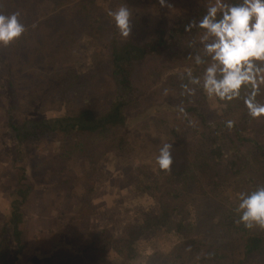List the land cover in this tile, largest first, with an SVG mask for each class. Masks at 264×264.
Here are the masks:
<instances>
[{"label":"rangeland","instance_id":"rangeland-1","mask_svg":"<svg viewBox=\"0 0 264 264\" xmlns=\"http://www.w3.org/2000/svg\"><path fill=\"white\" fill-rule=\"evenodd\" d=\"M23 2H26L27 8L20 11L15 8V13L28 33L33 25H38L37 30L33 31L40 39L47 36L42 35L44 25L42 23L39 28V22L50 15L56 18L46 28L52 29V35L50 46L48 45L44 55L30 61L27 46L25 44L21 46L24 47L21 57L24 62L31 64L27 66L26 71L31 73L22 75L19 72V77L13 81L20 96L17 98L16 116L39 119L64 114V108H60V104H69V107L77 108L80 103V96L75 98L74 102L70 92L65 90L62 94L59 83L60 69L69 68L75 72H82L79 82L85 78V82L91 86L92 82L96 81L102 91L105 84L108 88L110 82L111 62L108 53L113 40L120 43L143 44L152 35V29L159 19L163 18L168 24L174 23L181 15L193 13L200 6L209 7L216 0H165L163 6L160 0H23ZM121 6L128 8L132 14L131 31L127 37L120 34L109 15L110 11H115ZM59 11L62 13L59 14ZM8 12L6 8L5 14ZM32 17L33 24L29 23ZM200 39L201 37L197 42L203 46ZM5 50L6 55L13 52L8 46ZM164 59L153 60L148 72L157 74L164 66ZM180 65L164 70L158 81H155L158 75H152L148 79L145 99L138 108L128 109L125 126L109 139V142L112 140L116 144V140L120 138L119 133H122L125 141L120 149L106 147L93 156L79 152L82 148L80 147L64 158L63 154L58 152L60 149L58 138H47L37 144H23L22 158L18 159V163L16 160L18 144L4 126L6 109L10 106V94L4 87L8 70L0 62V239L3 237L11 250L15 249L11 228L5 227L6 232L1 235L10 211L12 201L10 194L16 188L18 180L24 182L20 175L22 172L28 180L27 183L32 186L23 204V223L18 227V230L21 227L24 248L19 257L20 264H149L146 258L152 256L156 257L154 264L164 262V256L170 251L175 239L158 232L149 237L157 239L153 242L154 248L148 239L150 234L146 235L139 242L140 245L138 244V249H143L140 250L138 257L129 263H125L124 258L117 259V255L112 251L100 261L97 258L86 257L84 262L80 261L77 253L91 239L117 240L123 235L126 225L137 222L143 215H157L158 201L143 192L141 187L157 179V182L164 185L163 179L168 171L160 170L156 163L159 149L164 143L171 144V155L176 165L187 161L179 134L181 135V132L184 134V142L191 140L190 135L181 130L182 115L181 111L176 109L179 106L176 100L178 95L175 96L176 93H171L164 87L167 81L165 79L170 73L178 74L182 71ZM88 69L93 71H88L87 76L83 78L84 72ZM143 75L140 74L142 78ZM32 79L39 81L37 86L41 91L47 88L52 90L43 92L47 99L36 100L34 94L29 93V82ZM43 79L47 81H41ZM42 84L44 86H41ZM258 88V101L264 103V83H258ZM108 90L107 94L103 90L106 96L110 93ZM207 100L210 107L220 113V105L215 101V97L208 96ZM253 121L252 125H244L242 128H256L264 122V116ZM173 128L177 132L176 137L171 135ZM89 141L98 143L88 136L87 143H83L82 146L89 144ZM19 148L21 149L22 145ZM61 181L66 183L60 184ZM229 192L228 184L220 186L217 193L219 198H215L216 202L225 204L228 210L235 209L232 203L235 198H231ZM207 206H212V203H207ZM194 208L192 210L195 213ZM183 214L187 217V213ZM179 216H182V213H179ZM209 220L213 222L212 218ZM199 235L209 240L227 241L224 240L223 234L214 232L208 231ZM231 239L235 240L234 237ZM153 252L155 253L152 254ZM8 258H12L11 253Z\"/></svg>","mask_w":264,"mask_h":264},{"label":"trees","instance_id":"trees-1","mask_svg":"<svg viewBox=\"0 0 264 264\" xmlns=\"http://www.w3.org/2000/svg\"><path fill=\"white\" fill-rule=\"evenodd\" d=\"M226 1L236 2V0ZM6 8L9 12L5 14ZM15 8L17 11L26 9V2L0 0V14L10 15L15 13ZM207 8L200 6L193 13L181 15L174 23L168 24L163 18L159 19L152 29V35L143 44L120 43L113 40L108 53L111 62L110 82L108 88L105 84L103 89L106 94L110 89L108 96L103 90L101 91L96 81L92 82L91 86L85 82L84 77L87 76L88 71L93 70L85 71L84 80L79 82L82 72H75L69 68L60 69L59 83L62 94L67 90L74 98H72L74 102L79 96L81 100L77 108H71L69 104H60V108H64V114L58 116L39 119L17 117L15 110L18 108L17 98L20 96L13 82L19 77V72L22 75L31 73L26 71L27 66L31 64L24 62L21 57L24 50L21 46L24 44L27 46L30 61L32 58L44 55L48 45L50 46L52 35V29L46 28L56 19L55 16L50 15L39 22V28L42 23L44 25L42 35L47 37L40 39L33 31L37 30L38 25H33L30 33L25 31L18 39L7 45L13 52L6 55V46L0 45V62L8 70L4 87L10 94V106L6 109L4 126L18 144L17 162L22 158L23 144H37L47 138H58L60 147L58 152L63 154L64 158L80 147L82 148L79 152L93 156L106 147L120 149L125 141L122 133H119L120 143L116 140L114 144L115 142L112 140L109 142V139L125 126L128 109L138 108L145 99L148 79L152 75H158L155 80L158 81L164 70L181 64L182 71L178 74L170 73L165 79L167 81L164 87L171 93H176L175 96L178 95L176 100L179 106L176 109L181 111L182 115L181 130L188 133L191 140L186 143L184 134L182 132L181 135L179 134L187 161L177 165L173 161L170 171L163 179L164 185L157 182V179L141 187L143 192L158 201L159 212L156 216L143 215L137 222L126 225L123 235L117 240L95 238L86 242L77 253L82 262L86 257L97 258L100 261L112 251L117 255V259L124 258L125 263H129L137 258L140 250L143 249H138V246L146 235L150 234L148 239L154 248L153 242L157 239L149 237L154 232H158L175 239L162 264H264V228L244 227L242 223H238L240 213L237 211L239 193H248L258 186H264V122L256 128H242L244 125H252L255 120L248 114L244 103V98L252 89L250 86L242 88L240 97L231 101H223L215 97V101L220 105V113H217L210 107L208 95L202 87L190 81L192 77H199L202 81L205 67L210 62L204 47L197 42V39L203 35V30L194 26L206 14ZM29 20V23H34L33 17ZM197 56H200L204 63L197 65ZM159 58H165L163 68L161 67L157 74L148 72L152 67V61ZM140 74H144L143 78ZM38 82L33 79L29 82V93L34 94L36 100L47 99L43 92L52 90L47 88L41 91L37 86ZM256 100L258 101L257 95ZM228 121L233 122L231 128L227 126ZM171 131V135L176 137L177 132L174 128ZM88 136L98 143L89 141V144L82 146L83 143H87ZM19 168L22 169L20 166ZM20 175L24 182L18 180L16 188L10 194L12 195L10 211L1 231L3 235L7 227L11 228L15 249L11 250L1 236L0 264H20L19 257L24 249L21 227L20 230L18 227L23 223V204L32 186L27 183L24 172ZM62 183L66 181H61L60 184ZM225 184L230 186L231 198H235L232 202L235 209L228 210L225 204L215 201L220 186ZM209 202L212 203L210 207L207 206ZM183 212L187 213V217ZM179 213H182V216L178 217ZM210 218L213 222H210ZM208 231L223 234L224 240L227 241L209 240L199 235ZM231 237L235 240L233 241ZM10 253L11 259L8 258ZM155 258L147 257L146 260L149 264H154Z\"/></svg>","mask_w":264,"mask_h":264},{"label":"clouds","instance_id":"clouds-1","mask_svg":"<svg viewBox=\"0 0 264 264\" xmlns=\"http://www.w3.org/2000/svg\"><path fill=\"white\" fill-rule=\"evenodd\" d=\"M160 2L163 6L165 0ZM109 15L120 34L127 37L131 31L129 9L121 6ZM194 26L203 30L200 42L210 62L202 81L192 77L191 83L202 87L209 97L223 101L239 98L241 89L250 86L252 91L244 98L248 114L253 118L264 116V103L256 100L258 83H264V0H216ZM24 32L25 26L17 13L0 14V45L7 46ZM202 63L197 56L196 64ZM227 126L231 128L233 122L228 121ZM156 163L160 170L170 171L173 163L170 143L160 147ZM238 199V223L249 229L264 228V186L241 192Z\"/></svg>","mask_w":264,"mask_h":264}]
</instances>
